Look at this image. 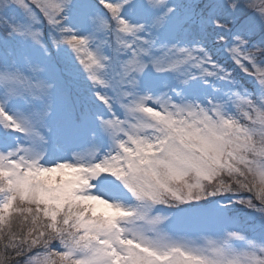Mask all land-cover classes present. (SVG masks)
<instances>
[{"label":"snow or ice","instance_id":"snow-or-ice-1","mask_svg":"<svg viewBox=\"0 0 264 264\" xmlns=\"http://www.w3.org/2000/svg\"><path fill=\"white\" fill-rule=\"evenodd\" d=\"M0 264H264V0H0Z\"/></svg>","mask_w":264,"mask_h":264}]
</instances>
